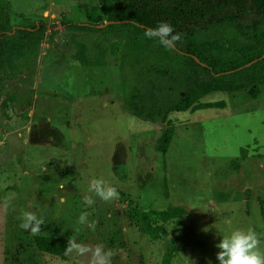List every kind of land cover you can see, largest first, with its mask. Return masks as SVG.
<instances>
[{"label":"rangeland","instance_id":"1","mask_svg":"<svg viewBox=\"0 0 264 264\" xmlns=\"http://www.w3.org/2000/svg\"><path fill=\"white\" fill-rule=\"evenodd\" d=\"M95 4L8 0L11 28L41 21L54 34L49 39L48 30L40 43L10 57L0 70V264H86L75 254L60 259L38 252L34 236L19 227L25 211L44 221L35 236L103 244L113 252L112 264H160L163 243L138 231L127 201L139 211L176 206L188 212L164 225L176 243L169 264H219L215 245L249 227L260 235L264 251V86L255 99L241 92L200 100L222 101V109L168 114L173 136L166 153H156L153 144L164 125L134 118L122 107V53L110 46L126 38L72 36L61 25L82 22L80 7ZM72 39L89 57L97 56L94 63L83 66L75 59ZM206 39L234 49L240 38L222 31ZM128 49V59H142L138 47ZM93 178H103L125 200L102 202L93 195L96 203L85 206ZM83 212L97 222L95 231L78 223Z\"/></svg>","mask_w":264,"mask_h":264},{"label":"trees","instance_id":"2","mask_svg":"<svg viewBox=\"0 0 264 264\" xmlns=\"http://www.w3.org/2000/svg\"><path fill=\"white\" fill-rule=\"evenodd\" d=\"M80 11L82 22L61 21L72 36L93 32L126 38L118 39L120 45L110 46V51L120 49L122 53L119 60L122 107L134 118L164 125L153 144L156 153L164 155L173 136L168 114L222 109V101L200 100L212 93L241 92L255 99L258 88L264 86V0H121L115 7L110 0H96L95 5L82 6ZM161 22L169 23L173 34H180L175 47L166 49L144 35L145 30L156 28ZM48 30L51 39L52 27L41 21L27 29L11 28L8 0H0V70L10 57L40 43ZM222 31L240 38L235 44L237 48L225 49L217 39H206ZM72 41L75 59L83 66L94 63L97 56L89 57L87 48L75 39ZM132 46L144 53L142 59L130 60L124 55ZM248 63L251 64L244 67ZM30 104L28 95L26 105ZM230 163L231 168L237 169L236 161ZM119 197L125 200L121 193ZM127 202L128 217L141 234L163 243L160 264H169L176 243L164 225L187 216L188 212L176 206L139 211ZM2 242L0 223V249ZM32 243L42 254L65 257V239L34 236Z\"/></svg>","mask_w":264,"mask_h":264},{"label":"clouds","instance_id":"3","mask_svg":"<svg viewBox=\"0 0 264 264\" xmlns=\"http://www.w3.org/2000/svg\"><path fill=\"white\" fill-rule=\"evenodd\" d=\"M173 33L174 29L169 23L161 22L156 28L145 30L144 35L148 39L158 41L166 49H170L175 47L181 39L179 33ZM88 193L90 195L83 197V204L88 207L96 203L93 195L102 202L119 199L117 188L110 185L103 178H93L89 182ZM8 206L9 202L5 201L4 207L7 208ZM88 215L87 212H83L78 218V223L95 231L97 222L94 220L89 221ZM19 219L21 220L19 227L30 232L33 236L38 235L41 232V226L44 225L43 219L38 218L32 212H22ZM260 244L261 237L252 227L247 230H234L215 245L219 249L216 259L219 264H264V251L261 250ZM64 254L65 256L75 254L77 257H83L86 259V264H112L113 256V252L110 249L106 250L103 244L87 245L79 243L73 236L68 238ZM208 264H211V262L209 261Z\"/></svg>","mask_w":264,"mask_h":264},{"label":"water","instance_id":"4","mask_svg":"<svg viewBox=\"0 0 264 264\" xmlns=\"http://www.w3.org/2000/svg\"><path fill=\"white\" fill-rule=\"evenodd\" d=\"M103 26H105V24L104 25H102V26H97L98 28H101V27H103ZM254 61H252L251 63H253ZM251 63H248V64H246L244 67H247V66H249Z\"/></svg>","mask_w":264,"mask_h":264}]
</instances>
